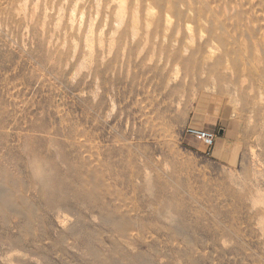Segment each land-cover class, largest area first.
<instances>
[{
  "label": "rangeland",
  "instance_id": "rangeland-1",
  "mask_svg": "<svg viewBox=\"0 0 264 264\" xmlns=\"http://www.w3.org/2000/svg\"><path fill=\"white\" fill-rule=\"evenodd\" d=\"M111 1L0 0V264H264V0Z\"/></svg>",
  "mask_w": 264,
  "mask_h": 264
},
{
  "label": "bare ground",
  "instance_id": "bare-ground-1",
  "mask_svg": "<svg viewBox=\"0 0 264 264\" xmlns=\"http://www.w3.org/2000/svg\"><path fill=\"white\" fill-rule=\"evenodd\" d=\"M98 1H100V0H98ZM112 1H113V0H112ZM112 1H111V3H112ZM114 1H115V0H114ZM119 1H120V0H119ZM119 1L116 0V3L119 2ZM123 1H124V0L120 1V4L118 3L119 5H117V6L119 7L118 9L120 10L121 13L124 12V10H123V9H124V8H123V5H124L125 3H127V2L124 1V4H123ZM135 1H136V0H135ZM200 1H201V0H200ZM64 2H65V1H64ZM189 2H190V1H189ZM203 2H204V1H203ZM250 2H251V1H250ZM36 3H37V2H36ZM36 3H35V4H36ZM96 3H98V2H96ZM187 3H188V2H187ZM201 3H202V2H201ZM201 3H200V4H201ZM21 4H22V3H21ZM99 4H100V3H99ZM166 4H167V3H166ZM171 4H172V3H171ZM23 5H24V4H23ZM33 5H34V4H33ZM36 5H37V4H36ZM109 5H111V4H109ZM134 5L136 6L135 3H134ZM137 5H138V4H137ZM207 5H208V4H207ZM25 6H26V5H25ZM34 6H35V5H34ZM188 6H189V5H188ZM96 7H97V6H96ZM167 7H168V6H167ZM169 7H170V6H169ZM207 7H208V6H207ZM210 7H211V6H210ZM24 8H25V7H24ZM36 8H37V7H36ZM116 8H117V7H116ZM211 8H212V7H211ZM97 9H98V8H97ZM106 9H107V8H106ZM135 9H136V8H135ZM208 9H210V8H208ZM95 10H96V9H95ZM119 10H118V11H119ZM169 10H170V8H169ZM206 10H207V9H206ZM217 10H218V9H217ZM108 11H109V10H108ZM137 11H138V10H137ZM207 11H208V10H207ZM31 12H32V11H31ZM116 12H117V10H116ZM132 12H133V11H132ZM62 13H63V12H62ZM70 13H72V12H70ZM108 13H109V12H108ZM117 13H118V12H117ZM121 13H120V14H121ZM146 13H147V12H146ZM149 13H151V11H150ZM113 14H114V13H113ZM120 14H119V15H114V16H115V17H116V16H120ZM147 14H148V13H147ZM207 14H208V13H207ZM82 15H83V14H82ZM121 15H122V14H121ZM149 15H150V14H149ZM151 15L154 16L152 13H151ZM209 15H210V14H209ZM211 15H213V14H211ZM216 15H217V14H216ZM56 16H57V15H56ZM123 16H124V14H123ZM127 16H128V15H127ZM32 17H33V16H32ZM72 17H73V16H72ZM95 17H96V16H95ZM136 17H137V16H136ZM209 17H210V16H209ZM118 18H119V17H118ZM121 18H122V17H121ZM146 18H147V17H146ZM148 18H149V17H148ZM206 18H207V17H206ZM97 19H98V18H97ZM116 19H117V17H116ZM123 19H124V18H123ZM123 19H121V20H123ZM132 19H133V18H132ZM135 19H136V18H135ZM211 19H212V18H211ZM81 20H82V19H81ZM104 20H105V19H104ZM93 21H95V20H93ZM117 21H118V20H117ZM119 22H120V19H119ZM121 22H122V21H121ZM123 22H124V20H123ZM145 22H146V21H145ZM247 22H248V21H247ZM146 23H147V22H146ZM146 23H145V25H146ZM170 23H171V22H170ZM213 23H214V22H213ZM118 24H119V23H118ZM121 24H122V23H121ZM147 24H148V23H147ZM166 24H168V23H166ZM203 24H204V23H203ZM205 24H206V23H205ZM89 25H90V24H89ZM115 25H116V24H115ZM169 25H170V24H169ZM206 25H207V24H206ZM249 25H250V24H249ZM42 26H43V25H42ZM79 26H80V25H79ZM148 26L151 28L150 25H148ZM148 26H147V27H148ZM186 26H188V25H186ZM204 26H205V25H204ZM209 26H210V25H209ZM222 26H223V25H222ZM133 27H134V25H133ZM170 27H171V26H170ZM190 27H192V26L190 25L189 28H190ZM207 27H208V25H207ZM210 27H211V26H210ZM225 27H226V26H225ZM116 29H117V28H116ZM136 29H137V28H136ZM187 29H188V27H187ZM207 29H208V28H207ZM226 29H227V28H226ZM88 30H89V32L91 31L90 29H88ZM133 30H134V29H133ZM189 30H191V32H192V29H191V28H190ZM134 31H135V30H134ZM146 31H148V28H147ZM186 31H187V30H186ZM99 32H100V31H99ZM149 32H150V31H149ZM187 32L190 33L189 31H187ZM78 33H79V32H78ZM78 33H77V34H78ZM145 33H146V32H145ZM200 33H201V32H200ZM211 33H212V32H211ZM221 33H222V32H221ZM263 33H264V32H263ZM90 34H91V33H90ZM90 34H89V35H90ZM99 34H100V33H99ZM134 34H135V33H134ZM224 34H225V33H224ZM227 34H228V32H227ZM191 35H193V34H191ZM263 35H264V34H263ZM85 36H86V35H85ZM133 36H134V35H133ZM145 36H146V35H145ZM205 36H206V35H205ZM223 36H224V35H223ZM88 37H89V36H88ZM146 37H147V36H146ZM102 38H103V37H102ZM133 38H134V37H133ZM192 38L194 39V36H193ZM199 38L201 39V38H203V37H199ZM204 38H205V37H204ZM261 38H262V37H261ZM92 39H93V38H92ZM193 39H192V40H193ZM243 39H244V38H243ZM85 40H86V39H85ZM89 40H90V39H89ZM201 40H202V39H201ZM263 40H264V39H263ZM188 41H189V40H188ZM244 41H245V40H244ZM244 41H243V42H244ZM164 42H165V41H164ZM193 42H194V41H192L191 44H192ZM217 42H218V41H217ZM263 42H264V41H263ZM85 43H87V42H85ZM88 43H89V42H88ZM109 43H110V42H109ZM187 43H188V42H187ZM194 43H195V42H194ZM212 43H213V42H212ZM212 43H211V44H212ZM252 43H253V41H252ZM75 44H76V43H75ZM89 44H90V43H89ZM189 44H190V43H189ZM218 44H219V42H218ZM214 45H215V44H214ZM219 45H220V44H219ZM255 45H256V44H255ZM48 46H49V45H48ZM48 46H47V47H48ZM193 46H194V45H193ZM211 46L213 47V45H211ZM76 47H77V46H76ZM90 47H91V46H90ZM214 47H215V46H214ZM100 48H101V47H100ZM108 48H109V46H108ZM111 48H112V47H111ZM91 49H92V48H91ZM112 49H113V48H112ZM208 49H210V48H208ZM183 50H184V48H183ZM185 50H186V49H185ZM185 50H184V51H185ZM210 50H211V49H210ZM237 50H239V49H237ZM256 50H257V49H256ZM187 51H188V50H186V52H187ZM223 52H224V51H223ZM237 52H238V51H237ZM237 52H236V54H237ZM183 53H184V52H183ZM189 53H190V52H189ZM209 53H211V52H209ZM239 53L242 54L241 51H240ZM90 54H91V52H90ZM258 54H259V53H258ZM258 54H256V55H258ZM183 55H184V54H183ZM185 55H186V54H185ZM242 55H243V54H242ZM192 56H193V55H192ZM214 56H216V55H214ZM259 56H260V55H259ZM211 57H212V56H211ZM238 57H239V55H238ZM241 57H242V56H241ZM217 58H218V57H217ZM230 58H231V57H230ZM230 58H229V59H230ZM256 58H257V60H258V56H257ZM259 58H261V56H260ZM225 59H226V58H225ZM208 60H209V59H208ZM239 60H240V59H239ZM257 60H256V61H257ZM210 61H211V60H210ZM248 61L250 62L251 60L248 59ZM259 61H261V60H259ZM241 62H243V61H241ZM246 62H247V60H246ZM249 62H247V63L250 64ZM251 62H252V61H251ZM230 63H231V62H230ZM258 63H259V62H258ZM260 63H262V62H260ZM204 64H205V63H204ZM226 64H227V63H226ZM254 64H255V63H254ZM250 65H251V64H250ZM252 65H253V63H252ZM225 66H226V65H225ZM253 66H254V65H253ZM259 66H260V65H259ZM228 67H229V66H228ZM229 68H230V67H229ZM250 68H252V66H251ZM250 68H249V69H250ZM235 69H236V68H235ZM230 70H231V69H230ZM251 70H252V69H251ZM255 71H256V70H255ZM243 73H244V72H243ZM168 81H169V79H168ZM192 96H193V95H192ZM259 98H261V97H259ZM261 99H262V98H261ZM259 102H262V101H259ZM80 139H81V138H80ZM14 199H15V198H14ZM128 210H129V209H128ZM233 229H234V228H233Z\"/></svg>",
  "mask_w": 264,
  "mask_h": 264
},
{
  "label": "built area",
  "instance_id": "built-area-1",
  "mask_svg": "<svg viewBox=\"0 0 264 264\" xmlns=\"http://www.w3.org/2000/svg\"><path fill=\"white\" fill-rule=\"evenodd\" d=\"M184 134L187 137L194 138L203 145L205 154L209 155L211 149L213 148L214 141H215V135L213 133H210L204 129L195 128V127H187L185 129Z\"/></svg>",
  "mask_w": 264,
  "mask_h": 264
}]
</instances>
